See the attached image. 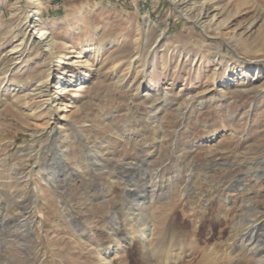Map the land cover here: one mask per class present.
Wrapping results in <instances>:
<instances>
[{
  "label": "rangeland",
  "instance_id": "374dc122",
  "mask_svg": "<svg viewBox=\"0 0 264 264\" xmlns=\"http://www.w3.org/2000/svg\"><path fill=\"white\" fill-rule=\"evenodd\" d=\"M37 1L42 44L0 0V264H264V0Z\"/></svg>",
  "mask_w": 264,
  "mask_h": 264
},
{
  "label": "bare ground",
  "instance_id": "6f19581e",
  "mask_svg": "<svg viewBox=\"0 0 264 264\" xmlns=\"http://www.w3.org/2000/svg\"><path fill=\"white\" fill-rule=\"evenodd\" d=\"M29 2H30V4H34V2H35V5H33L32 8L30 9L23 25H24V28L27 30L29 36H31L32 40H34L33 42H37L38 44H42L45 41L47 34L41 29V24H40V21L38 19V8L40 5V3H39L40 1L38 2L37 0H29ZM171 2L173 4L174 9L177 10L178 8L183 9L184 6L188 3V0H171ZM203 4L198 6L197 9H194L196 11V13H195V15L193 14V16H192L193 22H195V23L200 22V23L205 24L207 29L215 31L216 36H218L219 34H221V36H222V34H223V36L227 37L228 41H231V42H239L240 41L241 42L240 34L242 32H246V31L250 30L253 27V25L256 23V19H254V20H251L246 27H242V28L241 27L240 28L234 27V28H230L227 33L226 32L221 33V31H220L221 28L226 26V25L223 23L224 22L223 20L216 23L218 15L220 14V12L219 13L217 11L213 12L214 9L213 10H207L208 8L204 7ZM238 30L241 31L240 34H238ZM47 42H50V43H48L49 45L47 46L50 49L52 47L51 45L53 42H51L50 40H47ZM87 47H89V46H87ZM81 53L82 52L79 51L75 57H67L66 54L65 55L63 54L60 56L59 64H61V63L65 64V62H66V65L78 66L79 62H80V58H81ZM69 58H71V59H69ZM67 63H70V64H67ZM64 75H65L64 70L61 68H58L57 74H55V75L52 74V77H51L52 81L49 82V79H48V81L44 83L45 84L44 87H46V92L47 93L50 92V87H51L50 83L54 84L53 85L54 89L63 90L64 88L62 87V85H63V81H64ZM50 76H51V74L49 73V77ZM154 194L155 193H153V195ZM153 195L150 197V199L153 198ZM139 202H141V200H136V201L133 200L131 203L134 205V204H138ZM146 237H147V235H145L144 233H140V236H138V239L140 240L141 243H145L144 241H145ZM133 239L134 238H131L129 243H126L124 245V247L126 245H130V242L132 243ZM121 248H123V247H121ZM103 261H105V260H103ZM105 263H108V262H105ZM98 264H100V263H98Z\"/></svg>",
  "mask_w": 264,
  "mask_h": 264
}]
</instances>
